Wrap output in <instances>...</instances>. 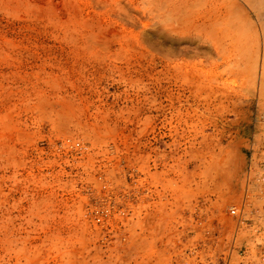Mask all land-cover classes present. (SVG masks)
Instances as JSON below:
<instances>
[{"label":"rangeland","instance_id":"obj_1","mask_svg":"<svg viewBox=\"0 0 264 264\" xmlns=\"http://www.w3.org/2000/svg\"><path fill=\"white\" fill-rule=\"evenodd\" d=\"M263 164L264 0H0V264H238Z\"/></svg>","mask_w":264,"mask_h":264},{"label":"built area","instance_id":"obj_2","mask_svg":"<svg viewBox=\"0 0 264 264\" xmlns=\"http://www.w3.org/2000/svg\"><path fill=\"white\" fill-rule=\"evenodd\" d=\"M252 166L247 175L243 201L230 207V215L238 222L239 227H246L254 231L249 243L240 247L237 256L238 264H264V164L254 176ZM101 217L97 218L100 222ZM234 242L230 249V263L236 248ZM255 251L251 252L250 247Z\"/></svg>","mask_w":264,"mask_h":264}]
</instances>
